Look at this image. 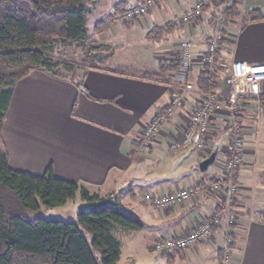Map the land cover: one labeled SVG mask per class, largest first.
<instances>
[{"label":"crops","instance_id":"crops-1","mask_svg":"<svg viewBox=\"0 0 264 264\" xmlns=\"http://www.w3.org/2000/svg\"><path fill=\"white\" fill-rule=\"evenodd\" d=\"M123 1L130 7L142 3L115 2L109 15L97 22V27L105 25L104 33L121 27L100 44L118 49L106 64L92 62L80 67L76 81L36 70L14 85L2 132L10 166L42 175L52 164L56 177L89 191L96 188L91 192L103 198H118L144 225L130 235V247L140 248V264H222L224 243L220 229L215 230L210 241L176 254L170 263L153 249L157 239L183 235L198 220L218 210L215 196L205 186L223 178L219 166L226 158L229 142L224 121L220 117L213 119L205 151L191 146L171 150L198 104L197 92H185L182 87L191 83L196 88L203 70L197 64L199 54L213 34L214 22L208 20V9L200 23H179L196 0H160L153 1L146 16L135 24L107 26L116 15L115 5ZM94 3L95 0L90 6ZM220 4L222 0H217L214 8ZM236 7L239 17L231 18L227 38L222 42L223 64H264V0H238ZM155 29L161 32L151 33ZM124 40L128 41L122 43ZM185 41L194 46L189 71L181 70L177 64ZM126 49L132 51L133 61L111 65ZM142 55L147 56L146 61H141ZM121 69L127 72L117 71ZM146 74L155 78L148 79ZM261 90L264 95V82ZM230 91L221 81L219 92L227 95ZM175 93L183 96V106L161 125L159 134L145 147L141 143L145 124L167 107ZM246 107L253 109L255 104L248 102ZM244 126V163L235 176L238 192L234 201L239 221L233 226L231 259L232 264H264V115L259 129L251 120H244ZM216 144L219 152L215 163L201 172L200 163ZM195 185H203L202 192L172 208L158 210L143 198L144 192L165 194ZM122 256L123 247L118 264Z\"/></svg>","mask_w":264,"mask_h":264},{"label":"trees","instance_id":"trees-1","mask_svg":"<svg viewBox=\"0 0 264 264\" xmlns=\"http://www.w3.org/2000/svg\"><path fill=\"white\" fill-rule=\"evenodd\" d=\"M93 1L0 0V264H118L122 247L114 235L115 229L137 232L144 227L138 217L126 215L119 202L56 177L52 164L42 175L11 168L3 143V125L13 87L18 81L36 70L55 78L76 81L80 68L72 60L53 57L58 49L61 50L59 55L66 58H70L73 50L81 51L84 55L82 61L86 64L95 61L104 65L114 56L110 47L87 41V15ZM128 4L127 1L116 4L114 14H123L130 8ZM224 13L230 18L239 17L236 6ZM159 31L161 29H155L151 33ZM222 45L221 42L214 68L210 70L204 66L195 82L199 91H219L223 68ZM117 71L122 73L126 70ZM145 77L154 79L155 75L146 74ZM79 87L82 88V84ZM259 102L264 115V95ZM221 180L223 182L225 178ZM217 183L220 181L205 187L210 190ZM203 185L191 187H199L202 192ZM78 193L90 207L78 213L77 222L30 218L42 206L64 207ZM218 211L219 207L212 215ZM217 229L214 226L213 232ZM158 254L170 263L178 252Z\"/></svg>","mask_w":264,"mask_h":264},{"label":"built area","instance_id":"built-area-1","mask_svg":"<svg viewBox=\"0 0 264 264\" xmlns=\"http://www.w3.org/2000/svg\"><path fill=\"white\" fill-rule=\"evenodd\" d=\"M238 0H222L217 14L212 19L214 31L208 39L203 53L199 54V61L202 67L207 66L212 70L215 66V57L219 52L221 42L226 40L227 28L231 18L224 13L225 10L236 6ZM153 5L152 0H147L128 8L123 14H116L109 22L120 24L141 19ZM207 0H196L193 7L185 13L179 23H197L205 19ZM111 20V21H110ZM194 46L190 41L181 43L178 54V65L181 70L189 71L194 62ZM223 85L231 91L224 95L222 92H202L193 84L183 85L185 92H197L198 104L193 109L188 123L182 129L179 140L171 144V150L177 152L183 147H194L198 151H205L211 135V123L213 119L220 117L225 125L229 136L226 146V158L220 163L225 181L214 184L210 190L214 193L218 202L219 211L214 213L209 220L202 219L194 225L187 233L172 237L157 239L153 249L158 253L171 254L182 253L195 248L200 243L210 240L213 235V227L225 228L226 241L224 243V257L222 264H232L231 251L233 245V226L239 221V213L235 206V196L238 192V185L235 183V173L244 163L245 152V126L244 120H251L259 129L262 119V109L259 102L264 82V64H248L242 61H233L230 64H223L222 79ZM248 102L255 104L253 109L246 107ZM184 98L181 94L175 93L164 110H159L151 120L145 124L142 130V143L148 147L161 130V125L172 119L175 110L182 107ZM201 190L199 187H191L185 190L158 194L144 192V200L156 209L172 208L182 204L186 200L195 197Z\"/></svg>","mask_w":264,"mask_h":264},{"label":"rangeland","instance_id":"rangeland-1","mask_svg":"<svg viewBox=\"0 0 264 264\" xmlns=\"http://www.w3.org/2000/svg\"><path fill=\"white\" fill-rule=\"evenodd\" d=\"M118 1H120V0H95V3L89 7V13L87 15V28L89 30L88 40H87L88 43L104 44L105 40L108 39L109 37H111V34H113L115 29L121 28V27H115L114 29H112L111 32L104 33L103 29L106 28L105 25L103 26L102 24H99L97 27V22H100V21H102L103 18H106V16H108L112 10L111 7L113 6V3L118 2ZM141 1L145 2L147 0H141ZM153 1H160V0H152V2ZM207 2H208L209 8H207L205 11L207 12V10L209 9L208 12H209L210 18L208 20H211L217 14V11L219 10V8H218L219 6H216L217 7L216 9L214 8L215 3L217 4V0H207ZM137 4H141V2L137 3ZM133 5H136V3H133ZM146 14L144 16H146ZM135 21L136 20H133L130 22H125V23L132 25V24L136 23ZM114 25H118V24H115V23L111 24V25L108 24L107 26L111 27ZM122 28H123V30H130V29H126L125 27H122ZM98 32L101 34H99ZM102 32H103V34H102ZM126 41H128V40H124V42H122V43H126ZM119 43H121V42H119ZM114 50H115L114 51L115 53L118 51V49H116V48H114ZM128 50L129 49H126L123 52H121L111 65L114 66L115 64H119V63H121V61L124 62L125 60L133 61V56H131L133 53H132V51H128ZM60 51L61 50L58 49L57 54L55 53L53 55V57H55L56 59H59V60H72L76 63L77 67H79V68L86 65V63L84 61H82L84 55H82L81 51L73 50L71 52L70 58L61 57L59 55ZM107 51H109V49ZM141 57H143V59L141 61L147 60V56L142 55ZM93 63H95V61ZM197 64L199 65V68L202 66L200 61ZM195 95L197 96V94H195ZM217 131H218V129H215L216 133H217ZM142 142L143 141H142V137H141V143ZM105 188H107V186ZM91 191L94 192V191H97V189L96 188H90V192ZM93 192H91V193H93ZM117 195L119 196L120 194H117ZM120 199H121V196H120ZM112 200L119 202L121 204V202L118 200V198H114ZM121 206H122V204H121ZM89 207H90V204L82 201L80 194L78 193L76 198L74 200L68 202V204L66 206L61 207V208H47V207L42 206L40 211L36 214H32L30 216V218L34 219L36 217L37 218L40 217V218H45V219H50V220H62L65 222H71V221L77 222L78 213L80 211H83V210H88ZM122 211L126 215L133 216V215H130V212L126 206H125V208H124V206H122ZM221 230L223 232L222 241H223V243H225V241H226L225 237L227 235L225 233L226 230H225V228H222ZM131 234H132L131 231L125 230L123 228H116L114 231L115 237L117 238V240H119V242L122 244V247H123V256H122V260H121L120 264H140V257H139L140 248L130 247L131 246V239H130ZM210 240H207L206 242H208ZM216 241H217V239H216ZM138 243L142 245L141 242H138Z\"/></svg>","mask_w":264,"mask_h":264},{"label":"water","instance_id":"water-1","mask_svg":"<svg viewBox=\"0 0 264 264\" xmlns=\"http://www.w3.org/2000/svg\"><path fill=\"white\" fill-rule=\"evenodd\" d=\"M218 152H219V145L216 144L212 153L200 163L199 168L201 172L207 171L208 168L215 163Z\"/></svg>","mask_w":264,"mask_h":264}]
</instances>
